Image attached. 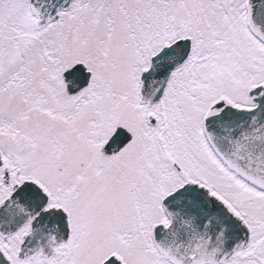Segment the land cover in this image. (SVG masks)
Masks as SVG:
<instances>
[{"label":"snow or ice","instance_id":"snow-or-ice-1","mask_svg":"<svg viewBox=\"0 0 264 264\" xmlns=\"http://www.w3.org/2000/svg\"><path fill=\"white\" fill-rule=\"evenodd\" d=\"M0 264H264V0H0Z\"/></svg>","mask_w":264,"mask_h":264}]
</instances>
